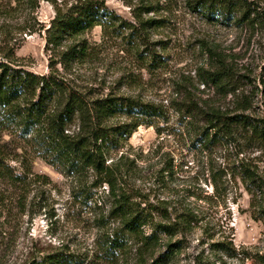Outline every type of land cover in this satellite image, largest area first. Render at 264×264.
I'll return each instance as SVG.
<instances>
[{
  "label": "rangeland",
  "instance_id": "obj_1",
  "mask_svg": "<svg viewBox=\"0 0 264 264\" xmlns=\"http://www.w3.org/2000/svg\"><path fill=\"white\" fill-rule=\"evenodd\" d=\"M101 1L128 23L134 24L136 16L161 22L148 33L153 62L144 58L143 47L136 50L127 43V37L103 35L100 27L93 28L83 38L94 54L75 67L71 78L77 84L106 88V93L165 107V120L154 127L140 126L125 142L122 151L135 160L136 170L122 187L142 207L170 212L190 206L200 212L202 221L184 236L180 250L166 264H264V200L231 170L236 145L243 152L238 158L246 156L261 172L264 154L242 139L206 149L181 125L186 104L204 107L206 102L234 112L245 96L252 102L246 113L264 116V31L208 23L190 9V0ZM255 1L264 9V0ZM148 7L154 11L146 12ZM53 15L52 6L43 0L34 8L0 0V56L14 54L23 69L47 75L50 53L45 50V32ZM209 50L231 70L222 91L200 83L203 71H214L216 59ZM56 68L61 73L60 65ZM0 151L18 174H27L13 190L12 204H0V264H23L58 251L79 264H134L129 251L118 255L117 262L99 259L96 243L105 240L114 226L112 219L107 220L110 201L104 188L92 189L90 178L73 179L49 165L32 137L20 138L15 128L0 132ZM212 170L221 175L224 191L208 203ZM21 195L23 210L17 205ZM165 252V246L159 247L155 256Z\"/></svg>",
  "mask_w": 264,
  "mask_h": 264
},
{
  "label": "trees",
  "instance_id": "obj_2",
  "mask_svg": "<svg viewBox=\"0 0 264 264\" xmlns=\"http://www.w3.org/2000/svg\"><path fill=\"white\" fill-rule=\"evenodd\" d=\"M43 1L54 10L45 32V50L50 53L49 72L38 75L23 69L14 54L0 56V132L15 128L20 138L30 135L49 165L61 168L73 179L90 178L92 189L104 188L105 197L110 201L107 220L112 219L114 226L105 240L96 243L99 259L117 262L118 255L129 251L134 264H166L180 250L184 236L202 221L200 212L190 206L170 212L161 207H142L141 203L131 200L122 187L123 180L136 170L135 160L122 151L125 142L140 126L154 127L156 121L165 120V107L134 96L106 93V88L77 84L71 78L75 67L88 62L94 54L83 38L93 28L100 27L103 35L127 37V43L135 45L136 50L143 47L144 58L153 62L148 33L149 29L160 28L161 22L136 16L134 24L128 23L101 0ZM13 2L18 6L28 4L31 8L38 4V0ZM189 7L208 23L264 31V9L255 0H190ZM145 11L151 12L154 8L148 7ZM122 31L127 34L121 35ZM213 55L214 71H203L200 83L204 88L212 85L222 91L230 80L231 70L224 59H219L216 53ZM57 65L62 68L61 73ZM250 99L243 97V103H239L234 112H224L206 102L204 107L186 104L181 125L188 136L194 134L193 141L206 149L213 144L228 146L242 139L247 144H256L264 154V116L246 113L251 110ZM236 147L232 175L247 189L257 191L264 200V172L252 166L246 156L238 158L243 152L239 145ZM26 177L27 174H18L0 151V204L3 207L7 201L12 204L13 190L23 184ZM209 179L213 193L205 198L211 203L223 194L224 186L218 172L212 170ZM23 202V195L17 196V205L22 210ZM262 205L264 215V203ZM162 246L166 247V252L155 256ZM23 264L79 262L72 255L58 251L39 259H28Z\"/></svg>",
  "mask_w": 264,
  "mask_h": 264
}]
</instances>
